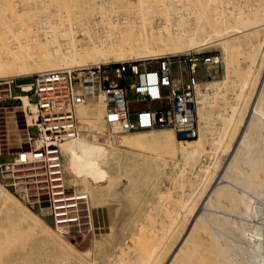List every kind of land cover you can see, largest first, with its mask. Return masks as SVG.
Returning a JSON list of instances; mask_svg holds the SVG:
<instances>
[{
  "label": "rangeland",
  "instance_id": "1",
  "mask_svg": "<svg viewBox=\"0 0 264 264\" xmlns=\"http://www.w3.org/2000/svg\"><path fill=\"white\" fill-rule=\"evenodd\" d=\"M163 1L164 0H142L141 2L140 0H0V19L8 17L13 19L14 25H20V21L24 24L26 21H29L30 18L36 17L37 15H46L48 11L53 15L57 14L58 10L64 9L66 12L70 11L71 15L63 17L77 19L80 22L81 20L79 19L83 17H78V15L84 14L85 17H87L92 11V8L103 6H105V9L109 12L108 6L114 4L112 10L117 9L119 11L113 10V18L116 19L117 17V19L122 18L126 19L125 21H130L136 17V11L143 12L141 17L143 18L142 21L146 26H151L153 28L154 31L152 33H157L163 32L164 19L173 18V11L169 10L167 12L168 9L165 8ZM207 1L208 0H192L194 5H199V11L194 14V18L201 15V7L207 4ZM230 1L231 4H234L237 0ZM226 2H228V0H216L213 9L216 11L223 9ZM230 7L232 16L230 19L234 20L233 24L228 26V30L234 28L235 19L239 21L241 27L249 25L245 14H234L235 5H230ZM240 7L244 8L242 4ZM44 11H46V13ZM117 12H119V14ZM214 14L216 13L206 15L204 22L207 27L214 23V21H211L213 18H217L218 20L219 15L217 14L218 17L215 15V17L213 16ZM90 17L91 16H89V18ZM259 21L261 20L259 19L256 21L255 25L260 24L264 27V20L258 24ZM84 23H80L81 28L76 31L83 29V26L89 28L88 24L86 23L87 25H84ZM249 27H251V25ZM263 27L251 33V36L249 35L247 40L251 39V43H261L262 40L264 41ZM0 28H2V26H0ZM210 28H213V25H211ZM1 30L2 29H0V31ZM4 32L1 31L0 35L7 36L8 33L5 32L6 34H4ZM78 35L80 36L83 34L79 33ZM5 38L0 40V43L3 44V46L0 44L2 48L6 47L4 42L7 45L8 43L10 44V42H6V40L9 41V39ZM80 39L82 38H77V40ZM229 40L231 39L225 40L224 44L221 45L214 43L201 49H193L189 52L190 54L195 52L199 53L200 57L217 56L219 58L218 67L209 69L211 73L210 77L206 76L202 66H200L198 72L199 86L196 87V96L199 130L196 139L199 138L202 133L204 138L201 144L202 155L195 161L185 166L173 168V161H177L179 165L182 164V161L180 157L173 159L171 155H168L170 152L166 148L159 149L153 145H131L129 148L126 146V141H129L130 136L159 130L171 131L176 141L180 144L184 143L176 138L174 131L169 127L125 134L119 138L118 143L112 145L108 136L105 134L104 125L101 128L100 134H92L87 126L79 120L81 122V135L86 137L84 151L87 153V158L84 164L81 160L71 163L66 158L63 159V163L66 171L67 187L77 191V193L82 192L86 194L88 196V203L87 205L78 206V215L80 218L76 222L77 225L73 226L67 233L55 230L52 225V219L48 216L46 204L41 203L39 205L34 202L35 198L33 197H35V191L31 186H27L28 189L21 183L14 186L12 179L7 177L8 175H4L5 177H1L0 175V264H167L171 255L181 243L183 235L191 231L192 218L202 211L207 212L206 217L208 218V216H210L208 218L209 222L212 221L213 224H208V222L204 220H202L203 222L200 220L201 224L198 222L199 224L192 230L189 239L191 244L186 246L185 249V246L183 247L174 264H212L213 262L214 264H225L226 261V264H228L230 263L228 260H232V264H238V262L239 264H242V262L245 263L244 259H246L247 256L244 250L246 252L248 249V247L245 248V246L248 245V242L249 244L254 243L252 238L251 241H247L246 239L247 244L244 242V238V240H241L243 237L241 234H243L244 229L237 227L236 221H241L245 224L248 223L245 230L248 228L250 231H254L256 227L257 232L261 231L257 241H254L260 244L261 249H263L264 216L263 220L251 221L245 215H249V208H251L254 213H257V207L262 206L261 208H264V172L255 176L240 163L245 153L236 155L234 151L233 154V133L236 132V130H234L236 128L235 125V128L233 127V129L227 133V138H225V141L223 140L224 142H221V146H217L215 142V137L221 135L222 132L221 128H223L224 123L223 116L226 117L224 118L226 120L228 117L232 116L234 112L237 117L235 121H238L235 123L237 125L242 120L243 114H245L244 112L247 113L249 103L254 97L258 84L262 79V74L260 75V63H253L251 61V49L248 46L237 51L231 50V52L228 53L230 59L227 60L225 58L222 48L226 43H230L228 42ZM242 43H245V41ZM2 48L0 50L3 51V54L1 51L0 53L4 56L7 52V50L4 52V49H7V47L4 49ZM122 60L131 59L130 57H125ZM105 62L114 61H98V64ZM87 64H95V62L89 61ZM65 68L67 67H61L59 69ZM182 69H185L184 66H182ZM175 74L178 79L183 78L184 80L179 84L182 85L185 83V73H181L179 69H175ZM27 76L29 75L5 78L0 80V84L4 80L7 81L12 79H15L18 83L24 81ZM259 76L261 77L260 79ZM0 78H3V76L0 75ZM208 83L219 84L218 88L221 90L216 97L215 95L213 97L211 91L208 89L206 90V85ZM5 87L6 86L0 85V89ZM16 94L17 92L13 89L12 95ZM4 95L5 93L0 92L1 98H3ZM95 100L99 101L102 99L98 97ZM95 100L93 99L92 101ZM6 101H2L0 106L15 105V107H18L16 111H21L18 102L13 101L6 104ZM98 103L100 106L102 105L100 102ZM262 104H264V96ZM144 105L145 104L142 102H135L131 104L130 109L131 111H138L143 109L145 107ZM157 107L158 104H152V108ZM2 112L3 116L1 117L5 120L8 142H10V144L18 141L24 142V137L16 130L18 125L17 127L15 126V130L20 137L11 131L12 125H10V119L12 117V123L16 124L15 119L17 120L18 116L14 118V114H5L4 111ZM5 112L8 111L6 110ZM200 113L202 119L199 118ZM210 116L212 117L211 119ZM207 117L210 119L209 121ZM204 118L208 121H206V125ZM30 133L34 135V130L32 129ZM100 143H106L108 146L110 144V147L116 150L104 151V144ZM223 148H225L226 151ZM228 149L229 154L232 152V155H234V161L230 169L225 171L223 167L226 160L222 168H219L220 166L213 167L215 163L214 160H216L219 155H225ZM221 151H223V153ZM213 152L214 154H212ZM215 155L216 159H214ZM97 157H103L98 166L92 162ZM11 160L12 157L10 156L0 157V163H7ZM210 161L213 162V164ZM199 164H202V166ZM204 164H212L205 178H203L202 169ZM71 167L73 169L75 168L76 172L69 173ZM225 172L227 175V177H224L226 182L222 180ZM236 176H240L241 178L237 179ZM233 178H236L239 182L237 180L238 183L236 181L234 182ZM249 180H253L254 183H249ZM209 183H211V187H216L217 185L221 186L222 184L220 189H222L223 192L220 197L214 198L211 207L205 208V205L202 206V201L204 200L202 198V192H204V189ZM249 186L252 188H248ZM203 187L204 189L202 190ZM247 189L250 191H247ZM193 192H195L194 198L192 197L191 201L186 205L184 210H182V205L187 202L189 195ZM240 197L246 199L247 207L241 208L242 203L241 200H239ZM229 201L232 202L233 205ZM193 205L195 206L194 209L197 208L195 212L192 208L194 207ZM234 206L235 208H233ZM93 207H99L104 212L106 210L108 211L109 220L108 222L105 220L104 229H92L90 211ZM244 209L247 212L244 211ZM178 215L180 216L178 217L174 229L169 230L172 221ZM21 218H25L27 225L22 222ZM40 220L48 226L49 229L44 226ZM204 222L207 223L208 226L213 225V227L216 228L213 230L218 231V235L220 236L218 240L222 245L219 246V241L216 242L211 238L212 235H209L211 233H209L210 231L207 229L210 226H203L205 225L203 224ZM203 227L206 228H204L205 231H203ZM261 234L262 236H260ZM237 236L238 238H236ZM220 239L225 240V242H222L223 240ZM213 241L216 242L217 245L213 243ZM192 243L193 245L195 244L194 247L191 246ZM235 247L237 249H235ZM230 248L233 250L231 249L230 251ZM153 250H155V252ZM227 250L230 251V258L232 259H226L228 257L225 254H228ZM152 252L153 255L150 256ZM213 253H217L218 255H214ZM238 255L242 257L237 259ZM221 257H224V260L221 259Z\"/></svg>",
  "mask_w": 264,
  "mask_h": 264
},
{
  "label": "bare ground",
  "instance_id": "2",
  "mask_svg": "<svg viewBox=\"0 0 264 264\" xmlns=\"http://www.w3.org/2000/svg\"><path fill=\"white\" fill-rule=\"evenodd\" d=\"M141 1L142 0H140V2ZM207 2H208L207 4L201 7L202 9L200 12L201 15L198 17L196 15L197 18H194V14H196L199 11V5L198 6L194 5L192 3V0H185V2L184 0H164L163 3L165 4V8L168 9L167 12L169 10L173 11L172 13L173 18L164 19L163 20L164 22L163 32H157V33L156 32L152 33L154 31L153 28L151 26L149 27L146 26V24L142 21L143 18L141 17H142L143 12L136 11L137 12L136 17H135L136 19L133 18V20H130V21H125L126 19H122V18L117 19V17L116 19L113 18L112 13L114 14L113 12L114 9L112 10L113 8L112 6H114V4L113 5L111 4L108 6L109 12L107 9H105V6H103V7H98L99 10L98 8H92V11L89 13L87 17H85L84 14L78 15V17L79 16H81V18L83 17L82 19L78 18L82 22L81 21L79 22L77 19L63 17V16L71 15L70 11L66 12L64 11V9L58 10L57 14H53V15L50 11L47 10L48 13L46 15L43 13H42L43 15L41 14L40 16L37 15L36 17L30 18V20L26 21L24 24H22V21H20L21 22L20 25H14L15 23L13 22V19H10L8 17L3 19L1 17L2 19H0V26H2V28L0 29H2L1 31L3 32L5 31L8 34L7 36L0 35L2 37V38L0 37V40H3V38L7 37L9 41L6 40V42H10V44L8 43L7 45L4 42V44L7 47V49H4L6 47L2 48L3 44L0 43L2 45V46L0 45L1 46L0 49L1 48L4 49V52H6L7 50L6 54L4 53L5 54L4 56L2 55L3 51L0 50L2 52V54L0 53L1 54L0 55V75L3 76V78H0V80L5 79V78L20 77V76L30 75V74L40 73V72L54 71L56 69L58 70H81L82 68L87 67V65L88 66L98 65V61H111L112 60L114 62L116 61L119 62L125 57H130L131 60H134V59L137 60V59H142V58L144 59V58H149V57L162 56L166 54L183 55V54H188L193 49H201L210 44L212 45L214 43L215 44L218 43L221 45V44H224L225 40L231 39L228 41L230 43L228 44L226 43L225 45H223V48H222L225 58L227 60L230 59L228 53H230L231 50L237 51L243 47L248 46L251 49L250 50L251 58H252L251 61L253 63H260V66H261L260 75L262 74L261 75L262 79L258 84L254 97L250 101L249 106L247 105L248 106L247 113L244 112L245 114H243L242 120L237 125L235 123L238 121H235L237 117H236V114H234V112L232 116L228 117L226 120L224 119L226 117L223 116V120L225 124L223 123V128H221L222 129L221 135H218L217 137H215V140H216L215 142L217 146L219 145L221 146L222 145L221 142H224L226 140L225 138H227V135H228L227 133L231 129H233L235 125L236 128L234 127L235 128L234 130H236V132L235 133L232 132L234 135L233 136L234 138L233 147L234 148L232 149V152L234 154V151H235L236 155L245 153L240 163L245 168H247L249 171H251L252 174L256 176L260 174L261 172H264V106H263L264 104H262L263 96H264V47H263L264 41L262 40L261 43L259 42L251 43L250 42L251 39L247 40L248 39L247 37L251 33L255 32L256 30H260V28L263 27L259 23L264 20V0H237L234 4H231V1L228 0V2L225 3V7L218 11L213 9L215 7L213 5L216 2V0H208ZM241 4L243 5L244 8L240 7ZM230 5L232 6L235 5L234 14L242 13L246 15V20L248 21L247 23H249V25L245 27H241L239 21L235 19V22H234L235 24L233 25L234 28L231 30H228V26L230 24H233V20H234V19L232 20L230 19L232 17ZM44 12L46 13V11ZM117 13L119 14V12ZM211 13H216L213 16L217 14L219 15L218 20L217 18H213L211 20V21H214V23L211 24L213 25V28H210L211 25L207 27L204 22L206 15H211ZM89 16L91 17L89 18ZM259 19L261 20L258 22L259 25H255V22L258 21ZM84 22L88 24L89 28L87 26H83L82 27L83 29L79 30L82 32L76 31L81 28L80 23H84ZM86 23H84V25H87ZM250 25L251 27H249ZM5 32L4 34H6ZM78 32L82 33L83 35L79 36ZM77 38L78 39L82 38V39L77 40ZM243 41H245V43H242ZM89 61L90 62L93 61L95 62V64H87ZM105 63H111V62H105ZM99 64H103V63H99ZM61 67H67V68L59 69ZM260 78L261 77L259 76V79ZM218 87H219V84L217 83H208L206 85V90L208 89L209 91H211L213 97L214 95L216 97V95H218L221 90ZM98 97L99 96H96L94 100ZM21 100L23 102V107H21V113H23L24 111L27 112L26 109L29 106V104L27 103V99H25L24 97H21ZM98 102H100V104L102 105L100 106ZM29 109L32 113L35 112V109L33 106H29ZM199 109H202V108H199ZM103 114H104V107H103L102 100L90 101L88 104L80 105L76 108L77 118L80 121H82L83 124L87 126V128L92 134L101 133V128L104 125ZM199 116H200L199 118L202 119L201 113ZM208 117L207 119L209 121L212 117L210 116V119ZM25 118L27 122L30 123V120L32 119L31 116L26 113ZM204 121L206 125V121H207L206 118H204ZM12 122L13 120H11V123ZM12 124L14 125V123ZM114 130L116 129L114 128ZM85 138L86 137L81 135V131H80L75 138L66 140L61 145L60 151H61V156H62V163H63L64 158L68 159L69 162L71 163L77 162L78 160H81L83 164L85 163V160L87 158V153L84 151L85 145H86ZM203 138L204 137L202 133L199 136V138L197 139L195 138L194 140H191V141H185L184 143L180 144L178 141L175 140L174 134H172L171 131L169 130L160 131L159 130V131H152L149 133H138L134 136H130L129 141H126V146L129 148L131 145H136V146L153 145L159 149L166 148L170 152L168 155H171L173 159L180 157V160L182 161V164L180 165L177 161H173V160H172L173 162L171 161L172 167L176 168L180 166H185L186 164L195 161L202 155L201 154L202 152L201 144L203 142ZM232 139L231 141L233 142ZM100 144H104V147H103L104 151L116 150L113 147H110V144L109 146L106 145V143H100ZM111 144L113 145L112 142ZM121 144L122 143L120 141V145ZM223 149L225 150V148ZM214 152L212 154H214ZM221 152L223 153V151ZM232 152L229 154V149H228L225 155H219L217 159L215 155L214 157V159H216L214 160L215 163L213 164V162L210 161L213 164V167L220 166L219 168H222L226 160V163L224 164L223 167L225 168V171H228L230 169L232 162L234 161V155H232ZM102 159L103 157H97L92 162L96 166H98V164L101 162ZM212 164L203 165L202 167L203 178H205L208 175L209 169H210L209 167H211ZM199 165L202 166V164H199ZM63 167H64V163H63ZM9 168L10 167H2V166L0 167V171L3 172V176L4 175L9 176V174L7 173V170H9ZM74 172H76V169L75 168L73 169L71 167V169H69V173H74ZM240 176L238 177L236 176L237 179L241 178ZM224 177H227L226 172L224 173L222 177V180L225 181ZM233 179H234V182L237 180L236 178H233ZM65 182H66V171H65ZM220 182H223V181H220ZM248 182L251 184L254 183L253 180L251 181L249 180ZM210 184L211 183H209L205 189H204L205 187L204 185H203L204 187L202 188V190L204 189V192H202L203 195L201 194L202 198L204 199L202 201V206L205 205V208L211 207L214 202L213 201L214 198L220 197L223 192V190L220 189L222 184L221 186L217 185L216 187L214 186L211 187ZM24 187L28 189L25 185ZM248 188H252V187L249 186ZM247 191H250V190L247 189ZM75 192L77 193V191ZM80 194L85 195L87 197V202H86V205H87L88 196L86 194H83L82 192H80ZM194 196H195V192L189 195L187 202L185 201L186 203L182 205L183 209L181 207L182 210H184L186 205L191 201L192 197L194 198ZM232 198H233V195H232ZM239 200H241V203H242L241 208L247 207L246 199H244L243 197H240ZM261 207H257L258 208L257 213H254L251 210V208H249L250 213L248 212L249 215L247 214L245 216H247V218L250 219L251 221L260 220V219L263 220L264 208H261ZM192 208L194 212L197 209V208L194 209L195 206ZM233 208H235V206ZM246 210L244 209V211ZM206 213L207 212L202 211L201 213L194 215L191 221V231L183 235L182 241L180 239L181 243L178 245L174 253L171 255V258L169 259L167 264L176 263L177 261L176 258L178 257V254H180V251H182L183 247L185 246L184 247L185 249L186 246H189V244H191V241H189V239H190L192 230L197 227L196 225L199 224L198 222H200V220L201 222H203L202 220H204L205 222H208V224L212 223V221L209 222L208 218L210 216H208L207 218ZM179 216L180 215L174 218L171 224L172 227L170 226L169 230L174 229ZM21 220L27 225L25 218H21ZM216 220H219V219H216ZM40 222L44 226H46L42 221ZM205 222L203 223L205 224L203 226L207 227L208 225ZM236 223H237V227L244 229L243 234H241L243 236L241 240L245 239L244 242H246V239L247 241L249 240L251 241V238H252L253 243H254V244H249L248 242L247 246H245V243H244L245 248L248 247V249L246 252L244 250V253H246L247 257L246 259H244L245 261L244 260L243 261L247 264H264V248L261 249L260 244L256 242L258 239L259 233L261 231L257 232L256 227L254 231H250L248 228H247L248 230L247 229L245 230V228L248 226L247 225L248 223L245 224L241 221H236ZM209 226H208L209 228L207 229L210 232L207 230L206 231L211 233L209 235H212L211 238H213L214 241L218 242L219 241L218 239L220 238V236L218 235V231L213 230L215 228L213 227V225H209ZM205 227H203V231H205L204 230ZM47 228L49 229V227ZM260 236H262V234ZM236 238H238V236ZM220 240H223V239H220ZM214 241L213 243L216 244V242ZM222 242H225V240H223ZM193 243L191 246L194 247L195 244L193 245ZM219 243L220 241L218 242V244ZM220 245L222 244L220 243L219 246ZM231 249L232 248H230V251ZM235 249L237 248L235 247ZM155 250L153 251L155 252ZM230 251H228V254L225 253L229 257V258L225 257L226 259H232L230 258ZM213 254L215 255L217 253H213ZM151 255H153V252L152 254H150V256ZM234 256H237V255H234ZM241 257L242 256L239 257L238 255L237 259ZM223 258L224 257H221V259ZM228 261L230 262L228 264H232L231 262L232 260L231 261L228 260ZM226 263L227 261L225 262V264ZM245 263L242 262V264H245ZM212 264H214V262Z\"/></svg>",
  "mask_w": 264,
  "mask_h": 264
},
{
  "label": "built area",
  "instance_id": "3",
  "mask_svg": "<svg viewBox=\"0 0 264 264\" xmlns=\"http://www.w3.org/2000/svg\"><path fill=\"white\" fill-rule=\"evenodd\" d=\"M217 56L200 57L199 53L166 55L141 60H123L82 68L54 70L30 74L24 81H2L0 103L13 100L23 107L21 97L33 106L32 113L14 112L17 130L24 142L14 151L8 150L4 107L0 106V156L11 154L10 162L0 167L7 170L13 185L31 186L35 203H45L56 231L69 232L77 225L78 206L86 205L87 197L67 187L60 147L80 132L81 122L76 108L101 97L105 134L113 144L119 137L137 131L169 127L180 142L198 136L197 96L200 66L207 77L210 68H217ZM184 66V70L182 69ZM175 69L185 73L182 85L175 79ZM13 87L18 93L12 95ZM135 102L145 107L131 111ZM152 104H158L152 108ZM26 113L31 116L27 122ZM114 128L116 130H114ZM34 130V135L30 133ZM12 152V153H10ZM1 177L3 172L0 171ZM87 211V210H86Z\"/></svg>",
  "mask_w": 264,
  "mask_h": 264
},
{
  "label": "crops",
  "instance_id": "4",
  "mask_svg": "<svg viewBox=\"0 0 264 264\" xmlns=\"http://www.w3.org/2000/svg\"><path fill=\"white\" fill-rule=\"evenodd\" d=\"M175 76V79H178L177 78V75L175 74L174 75ZM180 82L182 81H184L183 80V78L182 79H178ZM13 91V87L11 88V92ZM16 91V90H15ZM17 92V91H16ZM18 93V92H17ZM17 95V94H16ZM9 102H13V100H8V101H6L5 103L7 104V103H9ZM1 107H3V106H1ZM16 108H18V107H15V105H12V106H5L4 107V113L6 114V113H8V114H13L14 112H16ZM8 111V112H5V111ZM11 110V111H10ZM11 120L12 119H10V125H12V128H11V131L14 133V134H16L17 135V129L15 130V125H13L12 123H11ZM15 124V123H14ZM18 137H20V135L18 134L17 135ZM23 142H21V141H18V142H16V143H13V144H10V142H8V150L9 151H14L15 149H17V148H19L20 146H21V144H22ZM9 153V152H8ZM8 153H6L5 155H2V156H0V157H4V156H10L11 157V154H8ZM10 153H12V152H10ZM0 164H4V163H0ZM90 219H91V226H92V229L93 230H96V229H104V225H105V220H107V222H108V220H109V215H108V211L106 210L105 212L102 210V209H100L99 207H93L92 209H91V211H90ZM38 218V217H37ZM39 219V218H38ZM41 221V220H40ZM48 227V226H47Z\"/></svg>",
  "mask_w": 264,
  "mask_h": 264
}]
</instances>
